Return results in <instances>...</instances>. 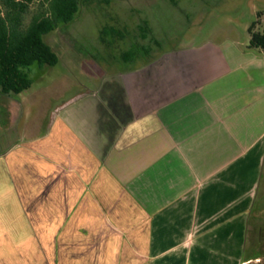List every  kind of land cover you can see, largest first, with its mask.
<instances>
[{
	"label": "crops",
	"instance_id": "1",
	"mask_svg": "<svg viewBox=\"0 0 264 264\" xmlns=\"http://www.w3.org/2000/svg\"><path fill=\"white\" fill-rule=\"evenodd\" d=\"M137 57L92 71L42 132L16 133L22 93L0 95V264L20 252L43 264L253 260L264 52L207 41Z\"/></svg>",
	"mask_w": 264,
	"mask_h": 264
},
{
	"label": "rangeland",
	"instance_id": "2",
	"mask_svg": "<svg viewBox=\"0 0 264 264\" xmlns=\"http://www.w3.org/2000/svg\"><path fill=\"white\" fill-rule=\"evenodd\" d=\"M37 8V3L31 5L26 24ZM144 22L150 31L147 38L140 30ZM254 22L255 31L264 32V0H83L75 20L46 37L59 63L29 68L33 84L16 96L23 103L15 131L42 132L59 105L84 91L82 85H91L92 71L137 65L122 60L125 51L137 50V59L148 60L207 41H232L246 48ZM105 27L116 32L104 44L101 32ZM118 30L122 39L117 38ZM141 47L148 48L150 55H144ZM259 229L263 232H256ZM3 256V264H43V253ZM246 257L253 259L249 264H264V173L249 221Z\"/></svg>",
	"mask_w": 264,
	"mask_h": 264
},
{
	"label": "trees",
	"instance_id": "3",
	"mask_svg": "<svg viewBox=\"0 0 264 264\" xmlns=\"http://www.w3.org/2000/svg\"><path fill=\"white\" fill-rule=\"evenodd\" d=\"M83 0H0V95L20 94L31 88L29 68L33 65L55 66L59 56L46 42V37L62 25L73 22L79 13ZM37 3V11L29 24L25 17L30 7ZM254 22L250 28V47L264 52V32L255 31ZM144 22L140 27L143 38L150 32ZM105 27L101 42L115 33ZM123 38L118 30V37ZM144 55H150L148 48L141 47ZM139 51L131 49L122 54L123 60L131 61Z\"/></svg>",
	"mask_w": 264,
	"mask_h": 264
},
{
	"label": "flooded vegetation",
	"instance_id": "4",
	"mask_svg": "<svg viewBox=\"0 0 264 264\" xmlns=\"http://www.w3.org/2000/svg\"><path fill=\"white\" fill-rule=\"evenodd\" d=\"M260 232V233H262L263 232V229H259V230H256V232Z\"/></svg>",
	"mask_w": 264,
	"mask_h": 264
}]
</instances>
